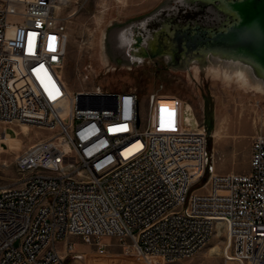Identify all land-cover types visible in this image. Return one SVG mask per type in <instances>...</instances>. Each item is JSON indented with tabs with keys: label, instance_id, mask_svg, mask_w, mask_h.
<instances>
[{
	"label": "built area",
	"instance_id": "obj_1",
	"mask_svg": "<svg viewBox=\"0 0 264 264\" xmlns=\"http://www.w3.org/2000/svg\"><path fill=\"white\" fill-rule=\"evenodd\" d=\"M57 4L0 0V122L53 132L18 154L19 177L0 184V264H70L72 237L102 252L117 238L149 264L223 237L225 264H264V134L252 139L247 172L212 175L193 191L209 163L207 130L178 104L174 126H162L160 99L171 94L150 93L144 111L133 90L72 89L58 8L67 3Z\"/></svg>",
	"mask_w": 264,
	"mask_h": 264
},
{
	"label": "rangeland",
	"instance_id": "obj_2",
	"mask_svg": "<svg viewBox=\"0 0 264 264\" xmlns=\"http://www.w3.org/2000/svg\"><path fill=\"white\" fill-rule=\"evenodd\" d=\"M159 1L69 0L62 5L59 11L65 17L67 27L64 77L72 89L90 88L98 83L110 90L136 91L142 98L144 111L150 93L174 95L160 99L162 126H174L172 115L178 104L184 107L191 125L203 127L208 133L209 163L204 179L193 187L195 191L212 175L226 177L249 170L252 139L256 134H264V93L253 88H239L236 82L227 83L223 77L211 72L174 73L158 62L132 70H107L100 61L102 33L108 23L146 12ZM22 126L29 129L27 135L22 134ZM6 127L8 138L3 134ZM52 134V131L36 126L0 122V184L9 185L19 177L15 163L18 154ZM72 239L79 257L70 258V264H149L138 253L126 251L117 238L110 240L104 252L80 237ZM223 241V237H216L212 243L211 246H220V252L215 255L208 254L210 246L191 258L172 263L152 259L151 264H225Z\"/></svg>",
	"mask_w": 264,
	"mask_h": 264
},
{
	"label": "water",
	"instance_id": "obj_3",
	"mask_svg": "<svg viewBox=\"0 0 264 264\" xmlns=\"http://www.w3.org/2000/svg\"><path fill=\"white\" fill-rule=\"evenodd\" d=\"M101 62L109 71L158 62L174 73L223 79L238 66L264 90V0H160L108 23Z\"/></svg>",
	"mask_w": 264,
	"mask_h": 264
},
{
	"label": "bare ground",
	"instance_id": "obj_4",
	"mask_svg": "<svg viewBox=\"0 0 264 264\" xmlns=\"http://www.w3.org/2000/svg\"><path fill=\"white\" fill-rule=\"evenodd\" d=\"M59 1V4H65V3H68L69 0H58ZM57 4V5H59ZM58 8L60 9L61 6H58ZM102 31V30H101ZM100 39V38H99ZM95 43V42H94ZM93 43V44H94ZM98 45V44H96ZM100 48V47H99ZM100 53V52H99ZM98 62V61H97ZM96 62V63H97ZM101 62V61H100ZM95 63V64H96ZM99 63V62H98ZM101 68V67H100ZM212 73V72H211ZM224 76H225V80L228 82H236L237 85L239 86V88H248L251 87L253 88L254 90H258V92L260 93H264V90L263 88L261 87L260 84H255V85H251V83L249 82V78L247 77L246 73L244 72L243 69L239 68L237 66V68L235 69V71H228V70H224ZM104 74V73H103ZM217 76L219 75L218 73L216 74ZM205 77V76H204ZM217 78V77H216ZM202 81V80H201ZM223 82V81H222ZM229 86V85H228ZM197 87V86H196ZM247 93V92H246ZM251 95V94H250ZM24 127L23 130H22V134L24 135H27L29 133V129L26 127V126H22ZM6 138L7 135H5ZM220 252V246L219 245H213L210 247V249L208 250V254L210 255H215V254H218Z\"/></svg>",
	"mask_w": 264,
	"mask_h": 264
},
{
	"label": "crops",
	"instance_id": "obj_5",
	"mask_svg": "<svg viewBox=\"0 0 264 264\" xmlns=\"http://www.w3.org/2000/svg\"><path fill=\"white\" fill-rule=\"evenodd\" d=\"M7 135L10 136L8 133H7ZM11 136H13V135H11Z\"/></svg>",
	"mask_w": 264,
	"mask_h": 264
}]
</instances>
